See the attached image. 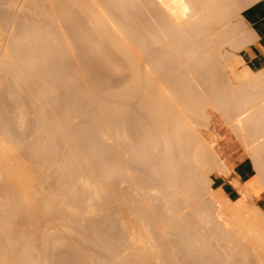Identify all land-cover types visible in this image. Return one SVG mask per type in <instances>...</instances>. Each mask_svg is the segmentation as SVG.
I'll return each instance as SVG.
<instances>
[{
  "label": "bare ground",
  "instance_id": "obj_1",
  "mask_svg": "<svg viewBox=\"0 0 264 264\" xmlns=\"http://www.w3.org/2000/svg\"><path fill=\"white\" fill-rule=\"evenodd\" d=\"M259 3L0 0V264H264ZM209 108L255 169L236 200Z\"/></svg>",
  "mask_w": 264,
  "mask_h": 264
},
{
  "label": "rangeland",
  "instance_id": "obj_2",
  "mask_svg": "<svg viewBox=\"0 0 264 264\" xmlns=\"http://www.w3.org/2000/svg\"><path fill=\"white\" fill-rule=\"evenodd\" d=\"M230 18H231V17H229V19H230ZM0 19H1V18H0ZM226 20H227V19H226ZM230 20H232V19H230ZM227 21H228V20H227ZM64 23H66V22H64ZM216 29H217V27L215 28V30H216ZM215 30H214V31H215ZM209 32H210V31H209ZM207 34H208V33H207ZM207 34H206V35H207ZM206 35H205V36H206ZM202 37H203V36H202ZM202 37H201V38H202ZM195 38H196V37H195ZM201 38H200V39H201ZM203 38H204V37H203ZM203 38H202V39H203ZM198 39H199V38H198ZM203 40H204V39H203ZM203 40H202V41H203ZM198 41H201V40H198ZM198 41H197V38H196V42H198ZM204 42H206V40H205ZM198 43H199V42H198ZM202 44H203V43H202ZM205 44H206V43H205ZM205 44H204V45H205ZM210 45H211V44H210ZM197 48H198V47H197ZM147 53L149 54V52H147ZM151 53H152V52H151ZM153 53H155V52H153ZM153 53H152V55H153ZM156 53H157V52H156ZM159 53L162 54L163 52H159ZM166 53H167V52H166ZM168 53H169V52H168ZM163 54H164V55H162V56L165 57V53H163ZM157 55H158V57L160 56V59L162 58L161 55H159V54H157ZM157 55H155V56H157ZM167 55H168V54H167ZM147 56H148V58H146V59H145V56H143V57H141V58H142L143 60H145V61H146L147 59L150 60V61H153L154 58H152V56H151L152 59H149V58H150V57H149L150 54H149V55H146V57H147ZM153 56H154V55H153ZM155 56H154V57H155ZM177 56L179 57V55H177ZM172 57H173V56H172ZM178 57H176V58H178ZM156 58H157V57H156ZM168 58H170L169 55H168ZM179 58L181 59V57H179ZM179 58H178V59H179ZM182 58H183V57H182ZM160 59L157 58V61H158L157 64L159 63V61L162 63L163 60L161 59V60H162V61H161ZM166 59H167V58H166ZM143 60H140V62H143V63H140V67H142L141 64H143V65L145 66V68H146V65H147V64L150 63L149 65H152V63H153V62L151 63V62L146 61V62H148V63L146 64V62H144ZM168 60H169V59H168ZM168 60H167V61L164 60V62H166V64H167ZM173 60H174V58H173ZM155 61H156V60H155ZM155 61H154V62H155ZM182 61H183V60L181 59V61H180V62H181V66H180V67H181V69H182V67L184 66V67H185V69H184L185 71H184V72H182L183 70H182V71L178 70V71H179L180 73H181V72H182V73H185V72L187 73V70H190V69H191L190 66L193 65V64H191V65H190V64H187L188 66H189V65H190V66L188 67V69H186V68H187V67H186V63H187V62L185 63V65H183L184 62H182ZM169 62H170V61H169ZM189 62H190V61H189ZM191 62H192V61H191ZM144 63H145V64H144ZM155 63H156V62H155ZM161 63H160V64H161ZM174 63H175V62H174ZM176 63H177V60H176ZM193 63H194V61H193ZM162 64H164V63H162ZM162 64L160 65L162 68H160V66H159V68H160L161 70L165 71V72H169L168 70H169L170 67L172 66L171 63H168V64H167L168 66L164 64L165 67H167L168 69H167V68H166V69H165V68L163 69V66H164V65H162ZM195 64H197V63L195 62L194 65H193L192 67H194ZM153 65H154V64H153ZM158 65H159V64H158ZM158 65L155 66V69H156V67H157V69H158ZM170 65H171V66H170ZM173 65H175V64H173ZM179 65H180V64H178V66H179ZM182 65H183V66H182ZM197 65H199V64H197ZM199 66H200V65H199ZM263 66H264V64H263ZM263 66H262V67H263ZM180 67H178V68H180ZM184 67H183V68H184ZM142 68H143V69H142ZM142 68H141L142 70L145 69L144 67H142ZM176 68H177V66H176L175 69H174V70H175L174 73H169V76H170V77H171L170 74H175V73L178 72V71H176ZM178 68H177V69H178ZM189 68H190V69H189ZM194 68H195V67H194ZM196 68H197V67H196ZM196 68H195V69H196ZM200 68H201V67H200ZM157 69H156V70H157ZM160 69H158V70H160ZM171 69H173V68L171 67ZM195 69H193V71H194ZM142 70H141V73L143 72ZM158 70H157V71H158ZM198 70L200 71V69H198V68H197V70H195V71H197V75H199V73H198L199 71H198ZM163 71H162V72L159 71V72H160L161 74L164 73L165 78H166L167 75H166V73L163 72ZM195 71L193 72V75H194V76L191 74L192 70H191V72H190L191 75H190L189 73H187V74H188L189 76L195 77V74H194V73H196ZM201 71H203V70L201 69ZM263 71H264V68H263ZM171 72H172V71H171ZM179 72L176 74V75H178L177 78L180 77V76H179V74H180ZM188 72H189V71H188ZM186 73H185V74H186ZM203 73H204V71L202 72V75H205V74H203ZM125 74H127V75L129 76V73L126 71V72H124V74L122 75L123 78H121V76H120V77H118V78H117V77H114V78H112V79L114 80V79H116V78H117V79L120 78V79H119L120 82H123V81H125V78H124V75H125ZM161 74H159V75H161ZM164 75H163V77H164ZM176 75H175V76H176ZM188 75H187V76H186V75H182V76H183V79H184V76H185V77H189ZM128 76H126V77H128ZM182 76H181L180 78H178V79H180V81L182 80V79H181ZM200 76H201V75H200ZM206 76H207V75H206ZM158 77H159V76H158ZM160 77H162V76H160ZM160 77H159V78H160ZM170 77H168L169 81L172 80V78H171V80H170ZM198 77H199V76H197V78H198ZM207 77H208V76H207ZM207 77H206V78H207ZM173 78H175L174 75H173ZM203 78H204V77H203ZM206 78H205V79H202V78L200 79V78H199L198 80L200 81V83H201V81H202L203 83H207V84H208L209 79L207 78V79H208V81H207ZM112 79H111V80H112ZM117 79H116V80H117ZM122 79H123V81H122ZM160 79H161V78H160ZM160 79H159V80H160ZM178 79H177V80H178ZM190 79H193V80H192L193 83L191 82L190 85L199 82L198 80H195L196 78H191V77H190ZM113 80L110 81V82H114L112 85H117L116 87H117L118 89H120V85H119L120 82H119V80H117V81H113ZM162 80H163V78H162ZM164 80H166V79H164ZM175 80H176V78H175ZM177 80H176V82H178ZM188 80H189V78L187 79V81H188ZM194 80H195L196 82H195ZM166 81H167V80H166ZM166 81H164V82H166ZM180 81H179V83H180ZM110 82L108 83V85H109L110 87L113 88V86H111V83H110ZM115 82H116V84H115ZM118 82H119V83H118ZM189 83H190V82H189ZM195 85H196V84H195ZM118 86H119V87H118ZM192 86H194V85H192ZM117 88H116V90H118ZM114 89H115V86H114ZM209 110H210L211 117H212L211 120H210V124H211L212 126H215V127L219 130V133H220V136H221L220 139H219V141H220V144H221V146H222V148H223L224 155H225V157H227L228 159H230V162H231V163H230V165H231V171L229 172V173H231V174H228V175H225V176L223 175L222 177H216V178L214 179V181H215L214 184H215V185H222L223 188L225 189L227 195L230 197V199H232V200H236V199L240 198L239 196H241V195L239 194V190H238V188H236L234 182H236V181L238 180V182L240 183V185H244V184L250 179L251 176L253 177V176L255 175V169H254V167H253V165H252V162H251L250 157L248 156L249 154L245 151V149L243 148V146H241V143L238 141V139L232 134L230 128L227 127L228 125L226 124V122H225V120L223 119V117H221V114H220L219 110L217 111V109H211V108H209ZM78 117H79V116H78ZM78 117L74 118V119H76V120H74L75 122L77 121V118H78ZM78 119L81 120V118H78ZM82 119H83V118H82ZM223 120H224V123H223ZM83 121H84V120H83ZM83 121H82V122H83ZM82 122H81V123H82ZM73 123H74V122H72V124H73ZM77 123H78V126H80L79 120H78ZM74 124H75V123H74ZM82 124H84V123H82ZM82 124H81V125H82ZM85 124H86V122H85ZM76 125H77V124H76ZM76 125H75V126H76ZM226 125H227V126H226ZM72 126H74V125H72ZM72 126H71V129H72L71 131H73V130L75 129L74 127H73V128H74V129H73ZM85 126H87V125H85ZM85 126H84V127H85ZM76 127H77V126H76ZM78 129H81V130H82V128H80V127H78L76 130H78ZM201 129H203V131L206 133V137L210 139V138H211V132H210L209 130H207L206 128H201ZM81 130H80V131H81ZM78 131H79V130H78ZM80 131H79V132H80ZM74 132H75V130H74ZM79 132L76 131V133H74V137L77 138V135H76V134H77V133L79 134ZM78 137H79V136H78ZM76 138H74L73 140H75ZM73 140H72V141H73ZM77 141H78V138H77ZM75 142H76V141H75ZM75 142L72 143L73 146H75V145L77 144V143H75ZM70 143H71V142H69V144H70ZM72 144H71V145H72ZM62 145H63V143H61V145H60V147H61V148H60V151L62 152V155H63V154H64V153H63L64 151L61 150V149H62ZM158 145H159V143H158ZM122 155H123V154H122ZM123 158H124V157H123ZM132 164L134 165L133 162H132ZM133 165H131V167H133V169H135V166L138 167V165H136V164H135V166H133ZM131 169H132V168H131ZM133 169H132V170H133ZM139 169H140V168L138 167V169H136V170H139ZM252 177H251V178H252ZM235 180H236V181H235ZM246 180H247V181H246ZM243 182H244V183H243ZM49 183H50V182H49ZM232 183L234 184V186H233ZM46 184H47V183H46ZM46 184H45L46 189H48V186H47V185H50V184L53 185L52 182H51L50 184H47V185H46ZM52 187H53V186H52ZM49 188H51V187H49ZM253 195H254V194L250 195V196H252V197L247 196V197H249V199H252V200H249V201H253V202H249V201H247V202H248V203H251V204L256 203L257 205H259V206L264 210V192H263V193H260L258 196H256V195L253 196ZM247 197L245 198L246 200L248 199ZM114 228H116V227H114ZM111 229H113V228H111ZM114 230H115V229H114ZM114 230H113V231H114ZM116 230H117V229H116ZM118 231H119V230H118ZM111 232H112V230H111ZM111 232H109V230H108L106 233H107L108 235H110ZM116 232H117V231H116ZM116 232H114V233L112 232L111 235H112V234H115ZM119 232H120V231H119ZM119 232H117V233H118V238H119L120 236L122 237V234L119 233ZM117 233H116L115 235H112V236H114V237H113V240L116 239ZM107 234H106V236H108ZM119 234H120V236H119ZM190 234H191V233H190ZM111 235L109 236L110 238L112 237ZM192 235H193V234H192ZM172 236L175 237L176 235L173 234ZM123 237H124V236H123ZM174 237H173L172 239H174ZM107 238H108V237H106V239H107ZM176 238H177V237H175V239H176ZM190 238H191V237H190ZM120 239H121V238H119V239H117V240H120ZM172 239H171V240H172ZM175 239H174V240H175ZM174 240H172V241H174ZM176 240H177V239H176ZM176 240H175V242H176ZM110 241H111V239H110ZM214 242H216V241H214ZM213 244H216V243H213ZM218 245H219V244H217V247H216L215 245H214V246L216 247V249L218 248V249H217L218 252H219L220 249H222V251H220V252H222V254L219 253V254H221L220 256H221V258H222V255H224V253H223V252H224V251H223L224 248H223L222 246H221V248H219ZM224 250H225V249H224ZM248 250H249V249H248ZM85 251H86V249H85ZM87 251H88L87 254H89V253H92V251H94V250L91 249V250L89 251V249H87ZM225 251H226V250H225ZM227 251H228V250H227ZM96 252H97V251H96ZM175 252L178 254V251H175ZM180 252H182V250H179L180 259H181V253H180ZM248 253H249V254H248ZM248 253H247L246 257H247V258L249 257V258H248L249 261L246 259V257L242 258V260H241V258H240V256H239L240 254L233 255L235 258H238V256H239V258H240L239 261H240V262L237 261L238 259L235 260L234 258H233V259H234V261H233L232 258H231V256H230V258H231L232 261H231V260H229V261H231L232 263L234 262V263H236V264H237V263H241V264H243V263H247V264H248L249 262H250L249 264H255V262H257V261H256V258L254 259L255 256L252 255V254H251V255H252V256H251L249 251H248ZM94 254H95V256L97 255L96 253L93 252V255H94ZM179 254H178V258H179ZM182 254H183V253H182ZM226 254H229V251H228V253H226ZM226 254H225L224 256H227V257L229 258V256L226 255ZM89 255H90V254H89ZM249 255H250V256H249ZM253 256H254V257H253ZM62 257H63V256H62ZM64 257H65V256H64ZM241 257H243V256H241ZM65 258H66V257H65ZM223 258H224V257H223ZM230 258H229V259H230ZM252 258H253V259H252ZM67 260H69V258H66L62 263H63V264H64V263H65V264L68 263V264H69V262H70V264H71V263L74 262L73 260H69V261H67ZM227 260H228V259H227ZM243 260H246L247 262H245V261L242 262ZM183 261H184V260H183ZM236 261H237V262H236ZM181 262H182V260H181ZM222 262H228V261H226L225 259H224V261H223V259H222ZM231 262H229V263H231ZM74 263H75V262H74ZM56 264H60V263H56ZM77 264H78V263H77ZM189 264H191V263L189 262ZM192 264H196V263H193V262H192ZM221 264H224V263H221ZM226 264H227V263H226ZM256 264H257V263H256Z\"/></svg>",
  "mask_w": 264,
  "mask_h": 264
},
{
  "label": "crops",
  "instance_id": "obj_3",
  "mask_svg": "<svg viewBox=\"0 0 264 264\" xmlns=\"http://www.w3.org/2000/svg\"><path fill=\"white\" fill-rule=\"evenodd\" d=\"M252 12L258 16H264V6L261 3L254 5L252 7Z\"/></svg>",
  "mask_w": 264,
  "mask_h": 264
}]
</instances>
